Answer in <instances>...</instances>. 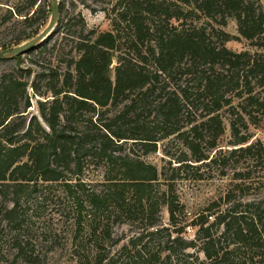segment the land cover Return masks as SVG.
Segmentation results:
<instances>
[{"label":"trees","instance_id":"obj_1","mask_svg":"<svg viewBox=\"0 0 264 264\" xmlns=\"http://www.w3.org/2000/svg\"><path fill=\"white\" fill-rule=\"evenodd\" d=\"M37 2L29 0L28 7ZM46 7L9 8V19L27 25L0 47L36 37L47 23ZM111 11L112 30H87L81 18L80 30L72 31L69 19L27 51L38 60L0 76V229L20 226L23 206L43 202L46 189L57 184L73 203L75 238L92 243L100 263L109 258L100 251L105 244L120 242L115 225L132 224L138 230L121 249L134 251V264L154 245L159 251L145 264H193L184 251L194 247L209 264H264V195L233 203L211 223L200 217L197 239L189 241L176 227L175 190L181 172L203 164H218L225 173L235 156L264 160L251 132L264 128V51L230 49L223 28L234 18L236 37L264 48L261 0H117ZM33 99L37 113L30 111ZM227 124L235 147L212 155ZM171 136L178 154L161 145ZM159 151L171 175L165 165L147 161ZM92 165L101 174L86 175ZM252 175L248 168L234 170L244 182L236 185L244 187ZM227 201H234L230 194ZM164 206L174 228L162 242L169 230L161 227ZM24 244L17 242V253L29 259Z\"/></svg>","mask_w":264,"mask_h":264},{"label":"rangeland","instance_id":"obj_2","mask_svg":"<svg viewBox=\"0 0 264 264\" xmlns=\"http://www.w3.org/2000/svg\"><path fill=\"white\" fill-rule=\"evenodd\" d=\"M59 2L63 6L62 12H60L58 22L51 33L55 32L58 27L62 29L69 19H71L70 23L72 24L71 30L78 32L80 30L81 18H84L87 30L102 32L113 29L112 22L115 13L111 11V8L117 0H59ZM261 2L264 9V0H261ZM44 3H47V23L36 36L43 33L47 25L52 21L53 11H51V6H53L54 0H38L33 8L28 7L29 0H0V44L17 36L27 25L15 19H9L7 15L9 8L19 6L23 8L24 12H33ZM42 20L38 18L35 21V25L42 22ZM19 21H22V19H19ZM223 28L230 34V40L226 42L227 47L230 49L235 51H264V48L259 49L253 46L249 40L236 37L239 35V32L237 21L234 18H229ZM70 50V45L65 47V52ZM2 51L3 49L0 47V53ZM51 55L53 56L54 53ZM51 55L50 57L46 56L48 62H53ZM31 60H38V56L33 55L30 57L28 53H24L18 62L16 56L7 54L6 57L0 59V76L19 64L26 67L30 66ZM33 66L34 70L40 68L36 64H33ZM112 77L114 78L113 71ZM34 79L35 74L32 76L31 81ZM40 82L42 86L45 84V81ZM30 111L37 113L35 99H33ZM251 132L254 135L252 140L258 141L257 147L264 148V128H251ZM231 139V130L227 124L226 131L218 139V147L213 150L212 155L219 154V151H221L219 149H222V152L225 154L226 151L235 147L232 146ZM161 145L162 147H167L175 154L180 152L178 140L174 136L165 140ZM163 157L164 154L159 151L147 156L146 159L149 162L155 163L160 168L165 165L169 171L168 174L171 175L172 171L167 164V159ZM173 164L177 165L178 163ZM207 164H203L202 168L198 170L181 172L179 179L175 183V190L179 197L178 224L176 227H183L181 236L185 240L197 239L198 226L194 222L200 217L208 216L209 223H211L221 210L233 205V203L239 201L247 202L264 195V160L256 161L235 156L227 161V165L223 169L225 173L222 172V168L218 164ZM247 168L252 170L253 180L246 182L243 185L244 187H238L236 184L244 182L234 178V170H246ZM90 174L96 175L101 174V172L95 165H92L89 172H86V175ZM46 191V199L43 202L31 200L23 206L21 218L23 221L20 226L8 225L6 223L1 226L0 264H134V259H132L134 251L122 250L121 246L136 234L138 229L135 225H115L113 236L114 239H119L120 242L112 245L113 241H110L105 244V247L100 251L101 254H107L109 258L105 262L100 263L93 258L97 252V248L95 249L92 243L89 244L88 241L85 242L82 238H75L76 231L72 224L73 203L70 198L64 196L61 187L57 184H52ZM228 194H230L231 200L234 201H227ZM210 212H214L215 214L210 216ZM161 221V227L169 228L168 231L165 230L161 234L160 240L163 242L168 237V233L174 228L171 226L166 206L163 207ZM222 229L218 225L212 227V231H217V234L221 233ZM19 241L25 243L24 245L27 244L28 251L33 254L30 257L32 259L19 256L17 253V242ZM158 251L159 246L154 245L150 249V253L144 252L142 254L143 258H140L139 262L145 264L147 258L156 256ZM184 252L185 254L192 255L185 256L186 258L184 257V259H188L190 262L193 261V264L210 263L206 255L198 247L186 249ZM160 254L161 258H164L166 253L160 252ZM110 258L111 263L110 261L108 262Z\"/></svg>","mask_w":264,"mask_h":264},{"label":"water","instance_id":"obj_3","mask_svg":"<svg viewBox=\"0 0 264 264\" xmlns=\"http://www.w3.org/2000/svg\"><path fill=\"white\" fill-rule=\"evenodd\" d=\"M59 6H60L59 0H54L53 18H52V21L47 25V27L43 33H41L40 35H38V36H36L30 40L23 42L22 44H20L18 46H15V47L7 49V50H3L0 53V59L6 57L7 54H11L13 56H18L20 54L27 53V51L30 48H32L34 45H36V44L40 43L41 41H43L44 39H46L51 34L55 25L58 22L59 15H60V7Z\"/></svg>","mask_w":264,"mask_h":264}]
</instances>
